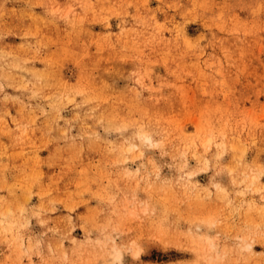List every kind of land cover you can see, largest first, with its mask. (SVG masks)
<instances>
[{"label": "rangeland", "instance_id": "rangeland-1", "mask_svg": "<svg viewBox=\"0 0 264 264\" xmlns=\"http://www.w3.org/2000/svg\"><path fill=\"white\" fill-rule=\"evenodd\" d=\"M119 262L264 264V0H0V264Z\"/></svg>", "mask_w": 264, "mask_h": 264}, {"label": "bare ground", "instance_id": "bare-ground-1", "mask_svg": "<svg viewBox=\"0 0 264 264\" xmlns=\"http://www.w3.org/2000/svg\"><path fill=\"white\" fill-rule=\"evenodd\" d=\"M217 251V250H216ZM115 252H116V258L117 259H121V257H122V253H121V250L120 249H116L115 250ZM209 252V251H208ZM138 255V254H137ZM213 256V255H212ZM219 257V256H218ZM116 261V260H115ZM119 263H121L122 264V262H119Z\"/></svg>", "mask_w": 264, "mask_h": 264}]
</instances>
